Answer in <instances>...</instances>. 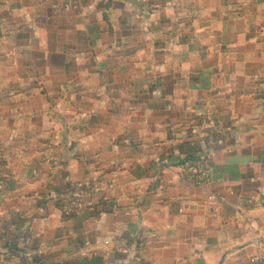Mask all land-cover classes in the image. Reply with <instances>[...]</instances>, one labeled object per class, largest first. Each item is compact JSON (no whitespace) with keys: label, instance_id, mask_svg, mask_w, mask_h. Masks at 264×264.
<instances>
[{"label":"crops","instance_id":"1","mask_svg":"<svg viewBox=\"0 0 264 264\" xmlns=\"http://www.w3.org/2000/svg\"><path fill=\"white\" fill-rule=\"evenodd\" d=\"M261 257L264 0H0V264Z\"/></svg>","mask_w":264,"mask_h":264},{"label":"built area","instance_id":"2","mask_svg":"<svg viewBox=\"0 0 264 264\" xmlns=\"http://www.w3.org/2000/svg\"><path fill=\"white\" fill-rule=\"evenodd\" d=\"M177 168V178L197 188L207 184L211 178L210 166L203 161L188 159L183 161ZM160 169H162L161 163L155 162L152 171L158 172ZM92 195L93 190L89 184H71L59 199L61 212L69 216L80 215L89 207ZM212 199L216 198L212 196ZM100 215L102 216L103 214ZM261 261L264 263V257H261Z\"/></svg>","mask_w":264,"mask_h":264},{"label":"rangeland","instance_id":"3","mask_svg":"<svg viewBox=\"0 0 264 264\" xmlns=\"http://www.w3.org/2000/svg\"><path fill=\"white\" fill-rule=\"evenodd\" d=\"M73 184H75V183H73Z\"/></svg>","mask_w":264,"mask_h":264}]
</instances>
